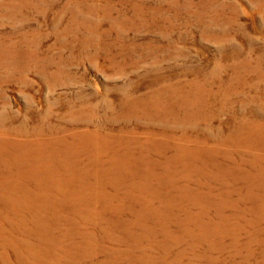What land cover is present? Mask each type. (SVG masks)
<instances>
[{"label":"rangeland","instance_id":"374dc122","mask_svg":"<svg viewBox=\"0 0 264 264\" xmlns=\"http://www.w3.org/2000/svg\"><path fill=\"white\" fill-rule=\"evenodd\" d=\"M0 264H264V0H0Z\"/></svg>","mask_w":264,"mask_h":264}]
</instances>
